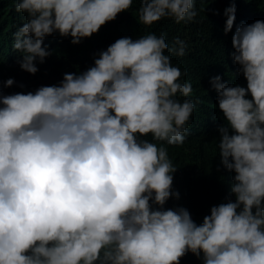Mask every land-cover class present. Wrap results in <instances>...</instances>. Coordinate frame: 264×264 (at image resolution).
<instances>
[{
    "label": "clouds",
    "instance_id": "1",
    "mask_svg": "<svg viewBox=\"0 0 264 264\" xmlns=\"http://www.w3.org/2000/svg\"><path fill=\"white\" fill-rule=\"evenodd\" d=\"M137 2L150 28L195 22L205 0ZM133 3L17 0L27 15L13 34L20 68L38 72L37 58L52 55L42 47L47 36L79 44ZM235 12L234 2L224 10L225 34ZM232 47L246 87L220 76L210 83L224 120L219 162L234 173L235 200L211 207L200 224L184 207H164L179 199L166 145L185 143L200 102L188 99L191 82L165 54H187L179 37L171 48L164 34L121 37L59 85L0 91V264H180L188 253L202 264H264V21L237 26Z\"/></svg>",
    "mask_w": 264,
    "mask_h": 264
},
{
    "label": "trees",
    "instance_id": "2",
    "mask_svg": "<svg viewBox=\"0 0 264 264\" xmlns=\"http://www.w3.org/2000/svg\"><path fill=\"white\" fill-rule=\"evenodd\" d=\"M233 2L236 19L232 31L225 34L227 16L224 10ZM16 3L17 0H0V56L3 62L0 64V91L3 95L34 93L41 86L59 85L64 74L83 72L93 66L98 53L121 37L136 39L146 32H154L157 36L164 34L169 48L175 37L185 41L187 54L184 57L165 54L171 55L173 65L186 73L182 81L191 82L193 93L188 99L200 102L192 114L185 143L179 147L166 145L169 159L178 168L173 174L172 190L179 192V199L170 198L164 207H184L200 224L204 216L210 215L211 207L228 199L234 202L235 197L230 191L234 173L224 169L219 162L217 129L224 120L218 109L217 92L210 81L220 76L223 83L246 87V80L232 59V35L241 24L264 21V0H213L211 3L205 0L195 5L199 12L195 22L185 25L162 19L150 28L139 21L140 4L134 0L131 9L118 14L114 21L106 23L97 34L79 44H72L71 37H60L59 33L47 36L42 47L52 55L46 57L44 63L37 58L35 63L39 70L35 75L20 68L18 61L23 56L12 48L13 34L27 22V15L16 11ZM9 78L15 83L5 87ZM146 138L152 139L151 136ZM180 264H202V259L188 253Z\"/></svg>",
    "mask_w": 264,
    "mask_h": 264
}]
</instances>
